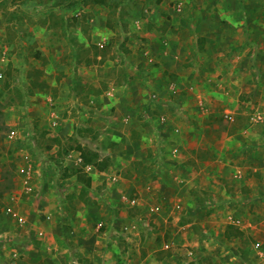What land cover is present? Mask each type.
<instances>
[{"label":"rangeland","instance_id":"1","mask_svg":"<svg viewBox=\"0 0 264 264\" xmlns=\"http://www.w3.org/2000/svg\"><path fill=\"white\" fill-rule=\"evenodd\" d=\"M68 1L0 0V113L5 122L0 131V264H21L15 258L35 264L43 260L48 264H143L145 259L147 264H156L155 258L172 253L180 261L187 260L185 264H199L202 244L214 246L220 241L213 237V225L220 222L225 228L231 223L222 221L224 216L248 211L244 222H251L257 232L246 229L237 238L242 240L240 245L232 246L238 251L228 250L237 264L244 261L245 243L259 241L263 234L264 199L258 206L250 196L240 207L239 202L228 204L233 201L227 199L228 193L241 186L212 182L220 197L208 203L204 196L201 200L194 195L192 184L200 162L214 152L228 168L240 165L245 176L259 171L250 166L264 153V87L258 86L259 70L250 62L254 71L240 74L234 87L223 81L229 73H218L217 63L204 56L197 63L190 57L177 58L179 64L184 60V69L200 66L203 71L181 75L180 83V73L169 76L163 68L153 69L147 77L137 73L139 101L136 107L126 105L136 108L126 124L120 97L127 95L131 103L134 94L128 95L129 89L118 83H123L124 70L132 78L134 74L126 61L120 63L118 52H126L133 19L146 18L156 3L171 0H108L106 25L100 28L98 24L95 34L91 32L95 25L88 23V17L95 15L89 7L93 3L79 1L68 7ZM177 4L182 10V4ZM108 34L110 41L104 46L92 43ZM145 52L149 54L148 49ZM172 82L190 87H181V93L170 98L175 104L169 105L165 85ZM111 85L116 99H102ZM184 111L189 115L183 116ZM226 112H232V122L224 121ZM259 112L262 118L257 120L253 116ZM70 115L75 123H68L64 130L66 148L83 144L112 159L106 171L84 169L92 178L85 198L80 196L83 184L77 175L67 177L65 172L79 170L75 163L80 164L79 159L71 157L69 164L64 160L61 167L55 162L61 157L53 145L56 134L45 124L47 119L53 124ZM16 125L39 130L38 148L45 149L43 159L49 162L33 180L39 197L36 191H25L17 174L21 153L30 151L36 159L38 155L26 141L8 139L10 127ZM243 148L259 153L252 156L250 151L241 152ZM184 182L190 186L183 189ZM129 198H137L138 203L131 205ZM182 204L189 211L180 219ZM199 212L207 215L203 224L208 232H200L192 242L185 240V234L176 236V225L197 219ZM19 215L27 219L24 226L18 222ZM140 217L150 220L148 230L142 228ZM39 230L44 234L39 235ZM210 231L213 234L206 237Z\"/></svg>","mask_w":264,"mask_h":264},{"label":"crops","instance_id":"2","mask_svg":"<svg viewBox=\"0 0 264 264\" xmlns=\"http://www.w3.org/2000/svg\"><path fill=\"white\" fill-rule=\"evenodd\" d=\"M171 1H174L175 3L171 5ZM171 1H160L159 3H156L154 6H152V11L151 13L148 11L149 15H147L146 18L133 19L132 22H130L131 34L128 33L130 36H128V40L125 44L127 46L126 52L119 50V52L117 51L118 55L121 56L120 63H123V60L126 61L127 63H125V65H130L133 69L130 73L134 74V77L132 78L128 74L127 70H124L123 83L117 82L121 86L123 85V88L129 89L127 91V93H129L128 95H131L132 93L134 94V96L132 97L133 102L131 103L128 102L130 98H127V95H122L120 97V102L124 106L123 112H125L123 114L122 121L126 124H128L132 119L134 110L136 111V108H133L136 107L135 105L139 101V98L136 99L138 88L136 77H138V74L141 75L142 73L147 77L149 75H153V69H159L160 71L162 68V70H164L166 74H169V76L175 75L174 73H180V76L187 75L192 71L198 75L203 74V71L201 70V68H199L200 66H197L198 68H194L193 66L189 71L187 69H184L183 65H181L184 60L182 59L180 64L176 61L177 58L179 59V57H190L191 59L193 58L195 63L199 61L200 57L203 58V56L205 57V60L206 58L210 60L212 59L213 62L215 61L217 63L214 68L218 71V73H229V78H224L225 80L223 81H225V84L230 83L229 85L231 87H234L238 84L239 80L241 79V77H238L241 76L240 74L244 73L245 75H249L248 72L254 71V67L252 66L253 64H250V62L254 63L256 70H259L260 74L258 86L264 87V0ZM176 2L182 4V10H178L175 5L177 4ZM104 6L105 5L100 4H95V6L94 4H91L89 6L93 10L95 9V15L93 14L88 17V23L93 26L95 25L94 28L91 27L92 34H95L94 32L97 31L96 28L98 24V27L100 28L106 25L108 11L106 9L107 7L105 8ZM179 14L182 15L179 16ZM109 41L110 34L103 37L94 38L92 43H95L96 45L101 44L102 46H104ZM139 41L141 42V45L138 44ZM147 49L149 53L148 55L145 54V51ZM150 56L153 57L154 62L159 63L158 66L154 67L150 65V63L148 62ZM98 57L103 58V56ZM251 58H254V61H251ZM149 67L152 68V71L147 70ZM183 77L184 76H181V81L179 80V83L183 82ZM131 79H133V81L131 83H128L127 81H130ZM213 79L214 78H212L211 80ZM165 86V93L167 95V98H169L167 99L169 105L171 104L170 101H172V99H170L172 95L171 88H177V92L180 94L181 87L183 89H188L190 87L189 84L186 86H182L177 84L176 82H172V84ZM113 89L115 91L114 86L111 85V88L104 90V93H102L105 94V96H101L102 99L110 101L116 99L114 98L115 93L113 92ZM182 101L185 100L183 99ZM180 103L181 105H184V102ZM127 104H134V107H128L126 106ZM159 105L161 106L163 104L160 103ZM186 109V107L182 108V110ZM185 113L186 112L184 111L183 116L189 115ZM261 114L262 113L259 112L258 114H254L255 116L253 117L258 120L259 118H262L260 117ZM162 115H164V113H162L161 116ZM59 117L57 114V118ZM134 117H136V115ZM57 120L55 121L54 125L49 123L48 119L46 120L48 123L44 121L48 129L51 130L52 133L56 134L54 140L55 142L53 143V145L57 147L54 148L56 152L58 149L60 150L66 147L62 142V136L65 135L63 133L67 128V124L70 122L75 123L74 117H72L71 115L65 119L64 117H61L58 121ZM100 131L103 132L104 130ZM95 133L98 134L96 130ZM247 133L250 134V131H248ZM57 139H59L60 141H57ZM242 146H240V148ZM247 151H250L249 155L252 156L259 153L258 151H251L244 148L241 152L246 153ZM128 152L129 150H127L126 146V154ZM214 153L215 155H213V157H210L209 159H203V161L200 162L201 167L198 166V173L197 169L195 170L197 174V180L194 182V184H192V186H194V190H196V192L194 191V195H197V198L201 200L204 196L203 200L205 201L206 199H208L210 200L208 201V203H211V200H218L217 196L220 197L218 193H215L214 186L212 187V182H216L217 185H222L223 183H225L232 188L236 186L239 187L238 185H240L241 189H236L234 192L230 191L228 193L227 199L233 200L228 201V204H232V202H236L237 204L239 202L238 206L240 207L242 204V200H247V196H250L251 202H256V205L258 206V204L264 199V176L262 175V173L264 172V153L262 154V159L257 160L258 163H256V165H250L251 167H254L255 171L259 170L257 174L253 175L252 173H248L246 176L245 173L241 170L242 167H239L240 165H229L230 167L228 168L225 165L223 159L221 157L216 158V152ZM62 155L63 157H65V161H67V164L70 163L71 157L77 156L80 161V164L75 162L77 167H81L84 169H93L91 165L83 166L80 152L74 148L69 147V150L67 152L63 151ZM231 169H233V173H230ZM258 184H261L262 186H259ZM187 186H190V184L186 182L182 183L183 189H185ZM181 193H183V191ZM159 209V207H156L155 210L157 211ZM252 209L254 210L253 207ZM188 211L189 209H186V206L182 204L178 217L180 218L181 214H187ZM201 211L202 210H200V212ZM200 212L197 213V219L178 223L175 230L176 236L179 235L183 237L185 234V240L189 242L191 240L192 242L194 236L195 239L198 240V238L196 237L200 232H208L204 227L205 224H203L204 221H207V219L205 218V216L207 215H202ZM213 212L214 211H212L211 213ZM261 212L262 216L260 214L259 215L261 217H264V211L261 210ZM236 213L238 214V212H235V214L233 213L224 216L222 221L231 223L225 226V228H221L222 225L220 224V222L218 224L219 226H215L216 224L213 225L211 231L216 234H213L212 232L211 233L213 234V237H219L220 241L215 243L216 245L214 246L207 245L204 242L201 248L198 247V254L200 256L198 255L197 257H200L201 259V261H199V264H237L235 262L236 257L229 256V251L233 253L238 251V249L236 250L235 248H232V246L240 245L242 240L240 238H237L242 235L238 236L230 234L228 231V226L233 225L237 230H241L243 233L246 232V229L248 232L249 229L253 231L252 229L254 228L251 222H244V216L249 214L248 211L245 213L241 212L244 215H237ZM236 219H240L241 223H233V220ZM261 229H263L261 240H257L254 243H248V241L245 243L246 253L243 259L244 261H241L239 264H264V224L261 226L260 231ZM254 232H257L256 229H254ZM223 239L225 240V243ZM227 243L231 244L230 248H228ZM247 243L248 246H246ZM239 253L241 256L244 255L241 252ZM15 259L21 264H35V261L31 263L30 261H26L25 258ZM38 260L39 259H37L36 261ZM41 260L42 259H40L38 262H40ZM146 261V259L143 260V264H147ZM186 261L183 259H181V261L178 260L176 258V255L173 253L166 254L163 258H155L156 264H185ZM10 262H12V260H10ZM60 263L65 264V262ZM38 264H48V262L43 260Z\"/></svg>","mask_w":264,"mask_h":264},{"label":"built area","instance_id":"3","mask_svg":"<svg viewBox=\"0 0 264 264\" xmlns=\"http://www.w3.org/2000/svg\"><path fill=\"white\" fill-rule=\"evenodd\" d=\"M178 4L177 6H179ZM180 10L179 7H177ZM100 46H102L100 44ZM149 63H153L154 59L152 56L149 57ZM174 86V85H173ZM173 95H178L177 88H171ZM224 121H233L234 116L232 112H226L224 115ZM162 120L165 119L164 115L160 117ZM55 124V121L53 125ZM38 130L34 128V126H11L9 132L7 133L8 139H15L17 142L26 141L31 148L36 150L38 155V159L34 158V155L30 151H25L26 153H21L22 155V162L17 167V174L18 177L21 178L23 187L26 192L36 191L35 194L37 197L40 196L39 188L37 190L34 189L33 180L39 176H41L42 170L44 169V165L47 163V158L43 159V155L45 153V149L38 148L37 142V134ZM24 152V151H23ZM40 161V162H38ZM129 202L131 205H135L138 203L137 198H129ZM141 221L140 224L143 229L148 230L151 226L150 220L147 218H139ZM18 222L21 226H24L27 223V219L23 215L18 216ZM233 223L240 224L241 220L236 219L233 220ZM39 235L44 234V230L38 231Z\"/></svg>","mask_w":264,"mask_h":264},{"label":"trees","instance_id":"4","mask_svg":"<svg viewBox=\"0 0 264 264\" xmlns=\"http://www.w3.org/2000/svg\"><path fill=\"white\" fill-rule=\"evenodd\" d=\"M79 1H83L84 3L87 2H92L93 4H100V5H106L108 4L107 1L108 0H69L67 2V6L70 7L72 6L74 3H77ZM159 63L157 62H153L150 63V65L156 67L158 66ZM34 85L36 84L34 81L32 82ZM98 93H101L98 91ZM171 95V94H170ZM171 97H177V95L173 96V94L171 95ZM170 103H174L173 101H170ZM175 104V103H174ZM173 104V105H174ZM5 125V122L2 118V113H0V131L3 129ZM159 128V127H158ZM160 129V128H159ZM87 131H93L92 128L87 127L86 128ZM38 138V135H37ZM57 141H60L59 139H57ZM70 148H74L77 151L80 152V157L82 159V163L83 166H87V165H91L93 168L97 169V170H102V171H106L111 165H112V159L110 156H101L100 152L97 149L91 148V147H87L83 144H78L76 145V147H70ZM69 148L64 147V149H58L57 150V155H61L60 158L56 159L55 162L58 163L60 165V167L63 165V162L65 160V157H63L62 153L63 151H68ZM48 162V161H47ZM49 163V162H48ZM51 165L54 164V162H50ZM66 172V176H72L73 174L77 175V180L79 182H81L83 184L80 196L81 198H85V196L87 195L88 191L91 189L92 187V178L91 176L85 174L84 172V168H80L79 170H72L71 172ZM185 222V221H183ZM181 222V223H183ZM229 233L230 234H234V235H242L243 232L241 230H237L233 225H229ZM207 233V232H206ZM211 231L209 235H206V237H210L211 236Z\"/></svg>","mask_w":264,"mask_h":264}]
</instances>
